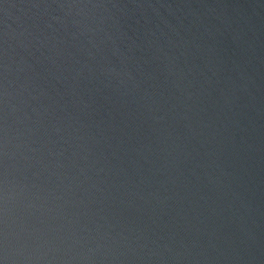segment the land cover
Listing matches in <instances>:
<instances>
[{
	"label": "water",
	"instance_id": "obj_1",
	"mask_svg": "<svg viewBox=\"0 0 264 264\" xmlns=\"http://www.w3.org/2000/svg\"><path fill=\"white\" fill-rule=\"evenodd\" d=\"M0 264H264V0H0Z\"/></svg>",
	"mask_w": 264,
	"mask_h": 264
}]
</instances>
